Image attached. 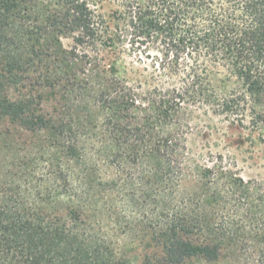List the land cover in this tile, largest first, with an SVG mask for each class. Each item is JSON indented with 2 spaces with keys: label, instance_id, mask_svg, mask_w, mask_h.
<instances>
[{
  "label": "trees",
  "instance_id": "obj_1",
  "mask_svg": "<svg viewBox=\"0 0 264 264\" xmlns=\"http://www.w3.org/2000/svg\"><path fill=\"white\" fill-rule=\"evenodd\" d=\"M210 119L264 145V0H0V264H264Z\"/></svg>",
  "mask_w": 264,
  "mask_h": 264
},
{
  "label": "rangeland",
  "instance_id": "obj_2",
  "mask_svg": "<svg viewBox=\"0 0 264 264\" xmlns=\"http://www.w3.org/2000/svg\"><path fill=\"white\" fill-rule=\"evenodd\" d=\"M197 128L189 137V146L202 162L223 157L225 165L246 180L264 177V145L257 135L219 119L203 120ZM151 213H143L144 222H152ZM85 234L104 238L97 228L86 230ZM137 255L135 249L130 252L131 264H140Z\"/></svg>",
  "mask_w": 264,
  "mask_h": 264
}]
</instances>
